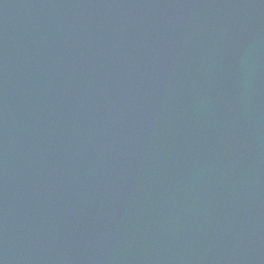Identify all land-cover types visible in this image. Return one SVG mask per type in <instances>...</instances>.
<instances>
[{"label":"water","instance_id":"95a60500","mask_svg":"<svg viewBox=\"0 0 264 264\" xmlns=\"http://www.w3.org/2000/svg\"><path fill=\"white\" fill-rule=\"evenodd\" d=\"M0 264H264V0H0Z\"/></svg>","mask_w":264,"mask_h":264}]
</instances>
